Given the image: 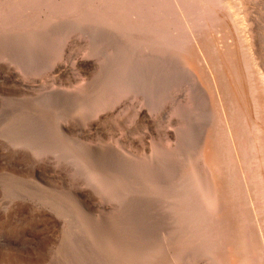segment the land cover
<instances>
[{"label":"rangeland","instance_id":"rangeland-1","mask_svg":"<svg viewBox=\"0 0 264 264\" xmlns=\"http://www.w3.org/2000/svg\"><path fill=\"white\" fill-rule=\"evenodd\" d=\"M203 3L198 5V16L193 12L195 6L183 12L191 14L185 23L194 30L200 27L195 25L200 17L206 22L211 14L205 7L209 1ZM130 11L120 27L98 25L83 16L79 21L68 15L45 25V15L40 11L34 12L39 19L36 31L19 29L10 19L0 22V264H152L155 257L163 259L161 264L181 260V264H212L211 256L201 252L203 241L213 243L211 232L199 225L201 229L193 236V231L184 228L183 217L173 210V203L178 205L177 191L186 182L180 170L188 164L185 159L191 161L189 158L200 150L212 124L213 118H207L212 103L204 85L174 51L164 53L163 44L150 35L133 39V34L143 29L138 20L145 18L146 9L141 6ZM86 12L81 10V15ZM228 12L225 8L222 14L227 13L225 21L229 24ZM183 26L174 25L173 31L189 33ZM201 27L199 38L214 31L210 38L217 41L229 30L217 25L214 29ZM218 43L221 46L222 42ZM175 60L179 62L173 64ZM194 82L199 84L195 90ZM120 87L124 90L116 93ZM185 99L190 106L196 101L193 106H198V113L193 106L190 110ZM187 125L191 127H183ZM175 151L184 154L175 156ZM172 156L179 160H172ZM145 157L156 166L147 172L137 163ZM162 163L174 173L173 180L165 177ZM254 164L255 160L251 166L255 172H250L248 181L242 174L239 177L241 182L244 178L242 195L255 193H248L251 199L244 197L243 205H249L243 208L249 212V226L251 222L260 226L254 229L258 236L261 234L260 245L264 240V202L259 204L262 207L257 203L263 201L264 191L259 192L264 176L261 182L258 176L262 170ZM97 168L104 169L102 178H92ZM252 173L256 176L250 180ZM137 177L151 179L152 186L163 180L173 182L171 186L179 189L171 187L168 198H151L152 202L148 197L151 188L144 185L146 182L135 184ZM253 182L262 183L259 190ZM253 211L262 216L256 214L259 218L254 221ZM197 221L194 218V223H201ZM181 241L186 250L177 246ZM259 245L261 264L264 245ZM177 255L181 257L178 262L174 260Z\"/></svg>","mask_w":264,"mask_h":264},{"label":"bare ground","instance_id":"bare-ground-1","mask_svg":"<svg viewBox=\"0 0 264 264\" xmlns=\"http://www.w3.org/2000/svg\"><path fill=\"white\" fill-rule=\"evenodd\" d=\"M206 1L207 0H191V1H187V0H0V22L10 19L11 21L16 22L17 25L16 27H18L19 29H24L26 31L27 30L36 31L37 21H39V19L35 18L38 15L36 14L35 16L34 12L40 11L43 12V14L45 15V19H46L45 25H49V24L52 25L57 21H61L63 17H66L68 15L69 18L71 16L73 18L77 17L79 21H83L81 19L87 18L85 20L93 19L94 21H96V24L98 25H102V26L110 25L111 27L115 25L116 27H120L121 25H123L122 22L125 23V20L127 19V17H129L131 12L130 9L133 10L135 7H141V6L145 8L146 9V12L144 14L145 18L141 16L140 19L138 20V22L141 23L140 28L142 27L143 29L139 33L133 34L134 36L133 39L139 41L140 39L150 35L155 42L157 41L160 44H163L165 51L164 53H166V51L168 50L174 51L176 53L178 60L188 65V67L186 68H189L191 70L189 73H192L193 76L196 75L197 77L194 78L199 79L201 83L204 85L202 86L206 88V91H208L207 96L209 95V98L212 103V104L209 103L210 108L208 107L210 109L209 113L211 112L210 117L209 115L207 116L209 120L210 118H213L212 124L210 122V127L206 134L204 143L202 144L200 150L198 149L199 151H196V154H194L195 155L194 158L193 159L192 157L189 158L191 159V161L189 162H187L188 159H185L186 161L184 160L188 164L186 165V168L184 170H180L183 171L180 173L185 176V177L183 176V178L186 180L187 183L184 182V184L187 185V187L180 182L184 187L180 186L179 188L181 189L182 187V190L177 191V193L179 194V196L176 197L177 199L179 198L177 200L178 205H175L177 203L175 204L173 203V210L176 211L178 216L183 217L184 228L186 230L189 229V231L191 232L193 231V236L194 234H196L197 231L201 229L199 225H202L203 229L205 227L209 232H211L212 234L211 237L213 236L214 238V241H212L213 243L211 244L209 243L208 245H206L207 243L204 244L205 241H203L204 242L203 245H205V247L204 249L200 248V250L202 249L201 252L207 253L206 255L209 254L211 256L210 261L212 262V264L214 262L216 264H259L258 260H260V257L258 258V255H260V253H258L257 251H260L259 250L260 247L258 248L259 245L258 242H260L258 237H260L261 234L258 236V233H256L254 229L257 228L260 229V226L259 227L257 226L258 223L255 226H252L253 222H251L252 228L254 227L253 229H251V226H249L248 224L249 221H251V220L248 221L249 212L247 209L245 210L243 208V207L247 208V206L245 205L248 204L246 203L245 205H243L244 197L245 199H247L248 196V198L251 199L253 197L250 198L249 195L250 193H254V192L252 191H250V193L248 192L249 189L248 184L250 182L248 184L246 183L248 187L247 185H245L246 187L245 191H247L249 195L247 193V195L243 196L244 194L242 195L243 191L241 190L243 189L244 186L242 183L243 179L245 178L244 180L248 181L250 172L254 171L251 170L252 169L251 166L254 163V160H255V164L257 165V168L258 169L261 168L260 170H262L259 171L260 176H258V178H261L260 179L261 182H262V176H264V0H208L209 1V3H207L208 6L206 5L205 7H208V9L206 10L211 13L207 15L209 18L207 19L206 22L205 21L202 22L201 20H203V17H200L199 18L200 22L194 20L195 22H197L194 23L195 25L199 23L200 27L199 25L197 26L200 28V30L201 28H203L201 26L205 27V25L208 26L207 27L208 29L212 27H213L212 29H214V26L216 27V25L222 28L228 27L229 30L226 31L225 38H223L222 40L219 39L220 41H217V39L213 36L212 38H210V35H212L214 32V31L212 32L211 30H210L211 32L207 30L208 32H210L209 37H206L207 34L205 33V36H202L201 34V36L204 38H199L198 37L199 28L197 29L195 27L197 30H194L192 29V27L191 28L189 27L190 25L188 23H185V22H189V21H185V17L191 14L190 13L186 14L183 12L185 10H188L190 6H195V11L193 12L195 13V15H197L196 13L199 12L198 5L199 4L202 5V3ZM225 8L228 9L229 11L228 12L229 13L228 17L230 18V19L228 18L230 20L229 24L225 21L226 19L225 15L227 17V13L226 14L223 13L224 15L222 14V11ZM190 9L194 10L192 8ZM81 10H85V12L87 11L86 13L88 14L81 15ZM25 16H28L29 19L22 20V18H24ZM181 24H185V26H183L184 27L183 29L190 30L189 33L187 31L186 32L183 31L179 32L178 30H177L178 32L173 31L172 26L174 25L181 26ZM45 25H41V26H45ZM19 31L21 32V30ZM128 31L131 32V30ZM202 31L205 30L202 29ZM18 32L16 33L18 34ZM216 34L214 33V35ZM224 34L222 33L220 35L224 36ZM56 37H58V35ZM218 42H222V44H220L221 46H219ZM195 44H198L200 49L196 47L197 45ZM143 48L142 50H145ZM155 50L158 49L156 48ZM147 51H144L142 53L146 54ZM150 53L152 54V50L150 51ZM155 54L157 53H154L153 55ZM156 56L154 57L156 58ZM174 56H172V58ZM54 57H56V55ZM166 61L167 60H165L164 62ZM176 62L177 60H175L173 64L174 63L176 64ZM170 63L172 62L170 61ZM194 85H195V88H193L194 90L197 89L196 86H198L199 88L198 83L195 84L194 82ZM123 90H124L123 87H120V89L116 91V93L121 92ZM206 91L204 93H207ZM197 92H200V90H198ZM196 97L198 98V96ZM196 97L195 99H197ZM189 98L191 97L189 96ZM195 102L193 101L192 102L193 104L191 106L187 102V104L191 107L190 110L194 109L196 111V109L198 108L197 106V108L195 109L194 107L196 105ZM204 102L206 103V101ZM181 108L182 105L180 106V108H178L179 111L181 110ZM184 110L182 111L185 112L186 110L185 111ZM179 111L177 112L178 114L181 113ZM189 114H187L186 116H188ZM183 115H185V113ZM180 117L182 118V116ZM193 119H195V117ZM190 121L191 118L188 119L187 122L186 121L184 122L190 123ZM190 125L183 127L188 128ZM179 126L181 127V125ZM162 150H164V148L161 149V151ZM177 150H179V148ZM172 152L171 155H174V153L172 154ZM180 152L178 151L177 154L175 153V156L177 155L179 156ZM181 153L184 154V152ZM161 154L163 153L161 152ZM167 154L170 155L169 153ZM144 156L147 157V155L145 154ZM175 156H172V158L174 157V159L172 160L178 159L181 155L178 158L177 157L175 158ZM191 156H193V154ZM146 157L143 159H138L137 161V163L140 164V167L142 165V169L145 172L150 171L151 169L156 167L154 165V162L151 163L146 161L147 160ZM170 158L171 157H169V159ZM142 161L145 163H143ZM175 161L177 162V160ZM181 168L184 167L181 166ZM161 169H163V172L166 175L165 177L168 178L169 176L170 178L172 177L171 178L172 180L174 179L172 176V174L174 175V173H172L168 169L167 164L162 163ZM103 170H104L103 168L102 170H100V168L99 169L97 168L92 173L94 176L92 175L90 176H92V178L101 176L102 178L104 174H102L101 171ZM259 173L258 171H256L257 175ZM239 174H242V176L244 177L242 179V182L240 180ZM252 175L255 174L252 173L250 175V178L252 177ZM134 179H135L134 180L135 184L146 182L144 185H146L148 189L151 188L150 191L152 192L148 191L149 192L148 197L150 198L151 201L153 200L151 198H154L155 200L160 199L161 201L165 196L168 198V195L171 194L169 190H171L172 187L171 183L173 182H168V181L166 182L165 180H163L162 183L160 182L159 184H154L152 186L151 184L153 181H151V179H149V181L148 180L146 181V179L148 178L145 179L142 177L138 179L136 178ZM250 180L253 179L251 178ZM257 182H253V183L254 185L258 184V188L255 187V189L259 190L260 189L259 186L262 183L259 184ZM263 182H264V178H263ZM178 183L179 182H177L176 184ZM251 186L253 187V185H250V187ZM263 187L264 186H262V188ZM172 188L173 190L179 189V188L174 189V187ZM262 188L260 189V192L259 191L257 192L261 193L262 191H264V189L262 190ZM173 195H175V193ZM259 196L261 195L258 194V196L256 197ZM262 196H264L263 192H262ZM261 198L263 201L259 199L262 202L257 203V205L262 204L264 202V197ZM253 200L255 201V198ZM173 201H176L175 197ZM252 201L250 200L248 202L252 203ZM255 205L256 204H254V208L257 207V209L260 206V205L259 206H255ZM252 206L253 205L249 206L250 209L253 208ZM262 206H264V204ZM263 209L264 208H262V210ZM258 210L260 211L261 208ZM254 212L255 211H253L255 217V215L258 214V212L256 211V214ZM176 213L174 212V214ZM260 214L258 215L260 216ZM194 218L201 223H194L193 222ZM250 218L251 216L249 217V219ZM258 218L259 217L257 218L255 217L252 219H254L255 221ZM262 220L260 218V221ZM260 221L259 223H261ZM205 224L206 226H204ZM262 225L263 224H261V226ZM262 230H264V226H262ZM261 232L263 231H260V233ZM262 234L264 235V233ZM192 239L194 241L195 238ZM262 240L263 239L261 237V241ZM261 244L264 245V240ZM182 245H183L182 241L177 244V246L180 247V249L182 248L185 249V247H182ZM187 249H189V246L187 247ZM196 255L194 257H196ZM153 259L154 262L152 264L163 263L162 261L163 259H160V261L158 260L159 259L158 257H155ZM189 259H191V257ZM164 260L166 261V259ZM174 260L178 262L181 260V257L177 255ZM261 260L262 262L264 261L262 258ZM181 261L178 262V264H181ZM190 261L192 263L194 260H190ZM196 261H198V259L195 260L194 262ZM171 263L174 264V262ZM184 264H188V263L184 262Z\"/></svg>","mask_w":264,"mask_h":264}]
</instances>
